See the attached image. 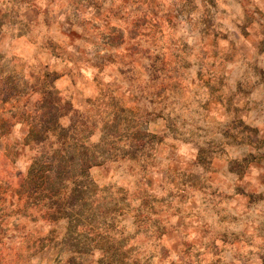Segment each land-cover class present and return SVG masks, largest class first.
<instances>
[{"label":"rangeland","instance_id":"obj_1","mask_svg":"<svg viewBox=\"0 0 264 264\" xmlns=\"http://www.w3.org/2000/svg\"><path fill=\"white\" fill-rule=\"evenodd\" d=\"M0 264H264V0H0Z\"/></svg>","mask_w":264,"mask_h":264},{"label":"trees","instance_id":"obj_2","mask_svg":"<svg viewBox=\"0 0 264 264\" xmlns=\"http://www.w3.org/2000/svg\"><path fill=\"white\" fill-rule=\"evenodd\" d=\"M51 104V102H50ZM55 111V109H54ZM58 121V116H57ZM56 122V121H55ZM68 126V125H67ZM45 134V133H44ZM35 135L36 137H40L42 135H38L36 132L30 131L29 136ZM68 135V134H67ZM66 130L61 131V135L56 136L57 144L60 147L58 158L59 161L55 160L54 158H46L45 161H39L37 159H33L29 166L26 168V172L22 178L21 184L15 193H18V198L20 201L26 202L28 209H35L38 207L39 203H42L43 200H52V195L50 197V192L52 191L53 184V176L56 174L60 177L68 176L70 172H68L69 167L67 162H64L68 151L64 148L62 149L61 146L64 145L65 140H67ZM45 136L51 137L49 132L45 134ZM44 137V136H43ZM42 152H39L36 149V156ZM88 156H86L87 158ZM72 160V159H70ZM83 165L88 168L86 165V160L83 159ZM64 162V163H63ZM86 171V170H85ZM80 173V172H79ZM77 176V175H75ZM44 195V197L42 196ZM43 197V198H42Z\"/></svg>","mask_w":264,"mask_h":264},{"label":"crops","instance_id":"obj_3","mask_svg":"<svg viewBox=\"0 0 264 264\" xmlns=\"http://www.w3.org/2000/svg\"><path fill=\"white\" fill-rule=\"evenodd\" d=\"M236 197V200H241V197L240 196H235Z\"/></svg>","mask_w":264,"mask_h":264}]
</instances>
